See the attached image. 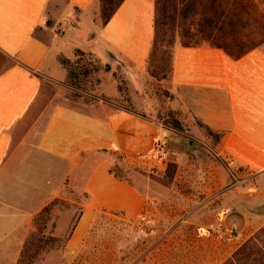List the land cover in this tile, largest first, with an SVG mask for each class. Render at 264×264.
I'll return each instance as SVG.
<instances>
[{
	"label": "crops",
	"instance_id": "crops-1",
	"mask_svg": "<svg viewBox=\"0 0 264 264\" xmlns=\"http://www.w3.org/2000/svg\"><path fill=\"white\" fill-rule=\"evenodd\" d=\"M251 1L234 0L229 12L226 0H178L202 9L177 11L165 22L155 11L156 0H0V264L17 263L23 231L36 210L61 198L65 187L84 195L66 233L67 251L77 248L97 211L140 218L144 195L134 180L113 176L112 153L131 171L154 161L155 145L161 157L177 160L181 154L183 132L161 128L142 114H92L54 105L26 161L10 164L22 152L12 124L30 105L40 78L64 75L57 57H70L73 49L101 62L114 55L136 69L148 66L171 94L167 107L184 124L192 118L224 133L213 157L246 174L264 170V0ZM75 10L87 19L73 20ZM228 12L232 18L222 22ZM7 189L13 199L3 198ZM32 191L41 193L38 205L18 208ZM220 207H201L199 215L216 217L219 229L226 220L239 225L245 216ZM71 216L60 212L56 227L62 230ZM252 230L245 216L238 238Z\"/></svg>",
	"mask_w": 264,
	"mask_h": 264
},
{
	"label": "rangeland",
	"instance_id": "rangeland-1",
	"mask_svg": "<svg viewBox=\"0 0 264 264\" xmlns=\"http://www.w3.org/2000/svg\"><path fill=\"white\" fill-rule=\"evenodd\" d=\"M177 1L156 0L155 11L161 21L166 22L177 11L196 10L197 6L202 9L198 4L178 5ZM226 2L231 12L234 0ZM229 12L222 22L232 18ZM85 19L84 13L74 11L73 20ZM44 25L53 26L49 20ZM54 30L59 32V28ZM249 34L251 37V31ZM246 46L251 45L243 48ZM260 46L264 48V44ZM75 50L70 57H57L64 75L40 78L39 90L30 105L12 124L15 144L22 143V152L10 164L26 161L46 113L54 105L92 114L118 109L139 113L161 128L183 132V148L177 160L161 157L155 151L151 164L136 166L133 171L125 170L121 155L112 153L111 169L134 180L144 195L140 218L133 221L119 213L97 211L77 248L67 251L66 233L70 222L78 216L84 195L65 187L61 198L49 202L53 204L48 213L37 215L41 209L36 210L32 223L23 231L28 251L20 256L19 264H222L235 245L254 234L260 240L258 249L264 252V212L260 210L264 205V170L246 174L239 169H228L213 157L214 141L196 125V119L189 118L184 124L167 107L171 94L162 87L159 77L152 76L148 66L144 70L136 69L114 55L101 62L90 53L80 50L83 52L80 54ZM174 121L181 129L174 127ZM11 191H4L3 198L13 199ZM27 194L18 208L38 205L40 191ZM216 205L241 210L254 230L241 241L237 229L245 216L240 218L239 225L226 220L219 229L216 217L199 215L201 207ZM65 210L72 216L69 224L60 230L56 227V217ZM64 220L65 215H60L59 227Z\"/></svg>",
	"mask_w": 264,
	"mask_h": 264
},
{
	"label": "trees",
	"instance_id": "trees-1",
	"mask_svg": "<svg viewBox=\"0 0 264 264\" xmlns=\"http://www.w3.org/2000/svg\"><path fill=\"white\" fill-rule=\"evenodd\" d=\"M75 52L83 54V52L78 50V49H76ZM59 63L61 64L63 62H59ZM173 123H174L175 128L181 129V127L177 121H174ZM196 125L198 127L202 128L205 132V135L210 137L214 141V146L212 148V151L214 153H217L219 151V148H220V143H221L220 139L224 136V133L212 131L209 128H207L205 125H203L200 121H197V120H196ZM110 172L113 174V176H115L117 178L122 177V176L116 174L112 169H110ZM55 200L56 199H54V201ZM51 204H53V203H49L47 205H44L37 215H39L40 213L47 214L49 211V206H51ZM95 216H96V212L94 213L93 218ZM76 218L72 222V225L70 228H72L74 226V224L76 222ZM70 228H69V232L71 230ZM260 230H262V229H260ZM26 243H27V241H26V239H24L23 247H22V250L19 254V257L17 259L16 264H19L20 256L25 251H28V249L26 248ZM259 243H260V240L258 239L257 234L256 235L254 234L252 236L247 237L240 244L234 246V249L231 251L229 257L222 264H264V252H261L258 249Z\"/></svg>",
	"mask_w": 264,
	"mask_h": 264
},
{
	"label": "built area",
	"instance_id": "built-area-1",
	"mask_svg": "<svg viewBox=\"0 0 264 264\" xmlns=\"http://www.w3.org/2000/svg\"><path fill=\"white\" fill-rule=\"evenodd\" d=\"M158 150H159V147L157 145H155V151H158Z\"/></svg>",
	"mask_w": 264,
	"mask_h": 264
},
{
	"label": "water",
	"instance_id": "water-1",
	"mask_svg": "<svg viewBox=\"0 0 264 264\" xmlns=\"http://www.w3.org/2000/svg\"><path fill=\"white\" fill-rule=\"evenodd\" d=\"M262 212H264V205L261 207V209H260Z\"/></svg>",
	"mask_w": 264,
	"mask_h": 264
}]
</instances>
